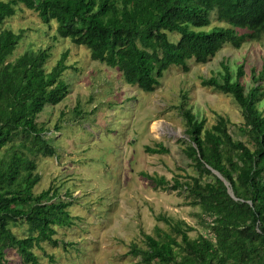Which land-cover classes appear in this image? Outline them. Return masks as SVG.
Returning <instances> with one entry per match:
<instances>
[{
	"label": "trees",
	"instance_id": "trees-1",
	"mask_svg": "<svg viewBox=\"0 0 264 264\" xmlns=\"http://www.w3.org/2000/svg\"><path fill=\"white\" fill-rule=\"evenodd\" d=\"M20 6L35 12L45 25L56 23L59 38L85 47L91 60L118 70L128 86L151 94L172 67L188 73L189 62L205 65L226 46L239 50L262 40L264 0H0V264H7L10 250L24 264H42L36 252L55 264L58 255L47 254L45 245L62 248V260L77 249L80 253L81 240L59 237L80 218L69 210L76 201L73 191H63L59 181L35 192L41 182L37 156L57 157L53 135L40 120L71 93L63 75L73 66L67 65L65 52L48 71V49L11 60L24 32L16 34L4 25ZM214 12L225 26L206 30ZM171 34L179 40L172 41ZM222 68L218 77L201 84L235 99L244 121L235 128L247 141L236 140L231 121L222 116L207 128V121L184 102L180 111L190 142L184 153L198 177L175 178L171 187L188 206L200 208L198 217L209 236L193 239L189 233L194 229L185 221L171 225L167 220L169 230L156 227L155 236L143 234L145 249L131 248L141 264H264V113L259 109L264 91L257 85L264 71L259 78L253 75L255 84L246 93L240 81L243 66L235 80L225 62ZM73 111L77 116L82 112L79 107ZM146 152L169 150L159 145ZM143 176L157 187H169L165 178ZM24 225L25 235L17 236L13 229Z\"/></svg>",
	"mask_w": 264,
	"mask_h": 264
},
{
	"label": "rangeland",
	"instance_id": "rangeland-1",
	"mask_svg": "<svg viewBox=\"0 0 264 264\" xmlns=\"http://www.w3.org/2000/svg\"><path fill=\"white\" fill-rule=\"evenodd\" d=\"M216 12L210 15L213 27L225 26L217 21ZM4 28L23 39L11 60L28 51L48 49L50 71L61 56L68 52V69L63 80L71 93L58 106H50L40 121L46 124L48 135L57 157L37 156L36 173L41 182L36 193L47 190L53 181L70 188L76 199L70 213L79 217L71 231H61L60 238L82 242L71 256L63 258L64 251L45 245L47 254H57L55 264H141L140 258L130 254L133 245L145 249L144 233L155 236L156 227L169 230V224L185 221L194 231L195 239L209 231L200 223V208L188 206L178 190H172L173 181H184L188 176L198 177L193 162L184 150L187 143L186 122L180 111L186 105L211 128L219 116L231 121V133L236 140L247 141L235 126L244 121L235 99L216 89L202 86L203 79L218 77L225 62L236 79L243 66L245 76L240 80L246 93L264 71V38L249 42L241 49L226 46L208 64L189 62L190 71L172 67L161 79L159 88L151 94L123 82L121 73L93 61L85 47L74 46L69 39L56 33V23L45 25L35 12L20 6L16 16L7 20ZM171 40L180 36L171 34ZM264 91V79L257 83ZM131 99V100H130ZM82 112L75 115L73 109ZM264 113V98L259 102ZM65 112V117L61 116ZM57 128H61L59 131ZM159 145L167 154H152L146 148ZM150 177L165 178L167 189L157 187ZM19 237L26 226L14 228ZM42 264H51L43 252H36ZM77 254V255H76ZM79 256V257H78ZM73 259V263L70 262ZM7 264H24L16 251L7 253Z\"/></svg>",
	"mask_w": 264,
	"mask_h": 264
},
{
	"label": "water",
	"instance_id": "water-1",
	"mask_svg": "<svg viewBox=\"0 0 264 264\" xmlns=\"http://www.w3.org/2000/svg\"><path fill=\"white\" fill-rule=\"evenodd\" d=\"M215 174H217L219 177H221L217 172L214 171ZM226 184H228L227 182H225ZM230 193H231V189H229Z\"/></svg>",
	"mask_w": 264,
	"mask_h": 264
}]
</instances>
